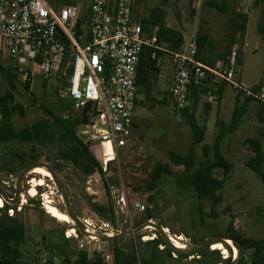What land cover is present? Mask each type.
<instances>
[{"label":"rangeland","instance_id":"1","mask_svg":"<svg viewBox=\"0 0 264 264\" xmlns=\"http://www.w3.org/2000/svg\"><path fill=\"white\" fill-rule=\"evenodd\" d=\"M57 1L58 6L78 4L82 11L87 10L89 5L82 0ZM238 2L135 0L133 10L138 21L159 16L165 26L177 31L185 41L207 35L205 60L218 69L222 67L226 70L229 67L228 56L238 50L239 66L235 80L249 88L257 85L264 88V36L258 31L260 22L264 24V1L251 0L248 11L244 12L250 16L244 36L231 29L232 21L237 15L243 14V11H238ZM245 43L248 47L243 49ZM0 62L11 68L8 60ZM168 63L171 64V59L164 54L158 62L159 71L153 79L149 96L145 89H140L135 115L136 128L129 147L119 152L112 162L105 165L100 146L88 142L78 128V136L90 143L96 152L109 187L99 173L86 176L71 161L65 160L62 148L57 144H0V190L9 200L16 197L20 174L32 165L45 170L50 167L62 187L60 191L52 176L41 178L30 172L21 181L18 202L12 204L5 201L0 194V199L5 203L0 208V221L7 211L9 217L18 218L25 226L26 243L22 247L24 263L75 264L80 252H86L88 259L92 260L101 256L100 248H105L114 253L117 249L135 253L141 260L153 259L155 264H252V250L239 248L230 240L237 249L234 256L233 248L225 241L230 239L229 225L232 222L235 232L242 236L264 240V184L246 167V162L254 154L244 144L248 138L261 137L264 125L259 116L260 108L256 102H251L240 128L223 141L222 152L234 169L228 176L221 170L215 172V176L225 183L220 191L224 201L212 211L210 201L199 200L192 188L179 186L185 169L174 166L170 161V152L183 156L190 153L194 131L186 116H177L171 110V81L166 69L162 72ZM14 73L15 103L21 105L25 112L24 117L14 114L16 130L50 119L47 110L62 118L74 116L75 111H72L69 102L58 98L54 79L43 81L37 76L29 82L19 73ZM26 84H29L28 88ZM223 85L225 92L221 103L216 93ZM8 89L7 81L0 76V95ZM236 96L232 87L220 80L213 82L208 95H202L196 105L194 98L189 101L190 112H194L199 126L205 131L203 143L194 148L197 168L203 160L202 146H213L215 142L217 120H231ZM158 164L170 165L172 175L162 176L155 183L153 170ZM34 179L43 185L38 184L36 196L31 197L28 192ZM123 193L131 209V218L122 215L118 209V201ZM47 198L68 216L66 199L69 209L79 220L91 224L90 234L82 235L70 218L69 224L49 214L45 208ZM134 203H141L145 210H132ZM148 225L152 229L145 231ZM142 226L143 229L136 232ZM71 229L75 233L70 234ZM67 234L71 237L67 238ZM154 236V240L143 241L144 237L150 239ZM171 236L182 237L180 242L185 248L177 250L169 245L166 238ZM207 240L210 243L202 244ZM216 244L222 251L212 249Z\"/></svg>","mask_w":264,"mask_h":264},{"label":"built area","instance_id":"2","mask_svg":"<svg viewBox=\"0 0 264 264\" xmlns=\"http://www.w3.org/2000/svg\"><path fill=\"white\" fill-rule=\"evenodd\" d=\"M134 2L90 0L87 10L82 11L78 4L58 6L57 0H0V60H8L26 81L37 76L43 81L54 79L58 98L69 102L76 112L86 111L87 121L80 129L88 142L100 146L105 165L127 149L132 139L138 68L145 48L152 50V58L163 53L171 59L169 93L175 115L180 116L188 107L193 86L221 80L241 99L256 102L264 120V88H249L235 80L238 50L228 56L226 70L199 60L196 40L185 41L179 50L172 51L159 43V28L144 32L134 17ZM250 4L251 0H239L238 11L244 14ZM118 209L131 218L124 193ZM133 209L142 212L145 206L134 203ZM82 224L89 235L91 224ZM100 251L102 264H118L114 251ZM131 264L144 263L136 256Z\"/></svg>","mask_w":264,"mask_h":264},{"label":"trees","instance_id":"3","mask_svg":"<svg viewBox=\"0 0 264 264\" xmlns=\"http://www.w3.org/2000/svg\"><path fill=\"white\" fill-rule=\"evenodd\" d=\"M89 4L90 0H82ZM264 1V0H263ZM74 4V3H67ZM249 16L247 14H239L231 23V29L235 33L244 35L247 31V24ZM145 33H152L155 28H159L158 39L159 43L166 46L172 51L179 50L185 43L182 35L177 31L165 26L160 17L153 16L150 19H142L140 21ZM259 33L264 36V24H260L258 28ZM234 35V34H233ZM232 36V35H231ZM234 38V36H233ZM232 38V42H233ZM198 45V59L202 62L212 66V63L205 60L203 53L208 44L207 35H199L197 40ZM231 45L228 47L230 49ZM164 54L159 53L157 58H152V50L145 48L141 56V61L138 68V86L140 89H145L149 96L152 87L153 79L156 72L159 71L158 62ZM13 67H5L0 62V76H2L8 83V90L6 93L0 95V144L12 146L19 143L37 142L40 144H57L62 148V156L65 160L71 161L73 165L80 168L84 175L91 176L99 173L107 187V179L103 172V168L99 163L96 152L90 143H86L78 136V128L87 121L86 111L74 112L70 104V108L75 113L69 118H62L48 112L50 119L42 120L31 127H26L16 130L13 122L15 113L25 116L24 108L15 103L14 91L16 90L15 73ZM212 81H204L203 84L193 86L190 92L189 101L194 98L195 105L199 102L202 95H208ZM29 84H26L28 88ZM261 88V86H256ZM225 91L224 85L218 90L219 101ZM252 99L247 98L242 102L239 96H236V103L232 113L231 120L226 123L224 121L216 122L218 134L216 136L213 146L204 144L202 146L203 160L199 167H196L197 161L194 155L195 146L202 144L204 141L205 131L199 126L194 112H190L187 107L182 116L188 118L189 124L194 131V140L192 148L187 156L180 155L176 152H170V161L176 167H183L185 169L184 177L178 182L179 186L192 188L199 200H208L212 203V211L214 208L224 201V197L220 191L224 188V180L215 176L218 170L223 171L225 176L230 175L234 169V165L224 156L222 152V144L228 135L234 134L241 126L244 117L247 115ZM138 105V102H137ZM69 107V106H68ZM260 119L264 120L261 116ZM136 128V125H135ZM260 138H248L245 140V146L249 147L254 156L246 162V167L252 170L258 179L264 184V151L263 138L264 130L260 133ZM101 153V152H100ZM172 175L171 166L166 164H158L153 170V181L159 182L162 176ZM4 202V201H3ZM5 205V203H4ZM2 205L1 208L4 206ZM8 206L6 205V210ZM229 237L232 239L237 247H245L253 251L252 264H264V240L249 239L233 228V222L229 225ZM26 243V232L24 224L18 218L9 217L7 211L0 221V264H26L22 260V247ZM115 258L118 264H131L136 261L135 253H126L123 250L117 249L115 251ZM144 264H155L153 259L143 258ZM75 264H102L100 257L97 259H88L86 252H80L78 260Z\"/></svg>","mask_w":264,"mask_h":264},{"label":"bare ground","instance_id":"4","mask_svg":"<svg viewBox=\"0 0 264 264\" xmlns=\"http://www.w3.org/2000/svg\"><path fill=\"white\" fill-rule=\"evenodd\" d=\"M32 173H34L36 175H39L41 178H51V174L47 170H45L44 168H36V169H34L32 171ZM38 184L43 185L42 182L38 183L37 180H35V179L32 180V187H31L30 191L28 192V195H30L31 197H35L36 196V194H37L36 186ZM2 205H4V202H3L2 199H0V208H1ZM45 208H46L47 212L49 214H51L53 217H55L56 219H58V221L64 222V223H69V224L71 223V220L69 219V217L65 213L61 212L57 207H55L52 204V202L50 201L49 198H47V202L45 204ZM151 229H152L151 225H148L147 226V230H151ZM165 232H167V229H165ZM73 233H75V230L74 229H71V233L70 234H73ZM181 239H182V237H174V238H172V236L170 237V240H171L172 244L176 248H178V249H184L185 246L180 242ZM145 240L150 241L151 238L150 239L147 238ZM225 242L230 247L233 248L234 254H235L234 256H236L237 249L235 248L233 242L230 241V240H226ZM225 258H227V257H225Z\"/></svg>","mask_w":264,"mask_h":264},{"label":"water","instance_id":"5","mask_svg":"<svg viewBox=\"0 0 264 264\" xmlns=\"http://www.w3.org/2000/svg\"><path fill=\"white\" fill-rule=\"evenodd\" d=\"M36 168H39V166L37 165H32V166H29L27 167L19 176L18 178V182H17V192H16V197L14 200H9L6 195L3 193L2 190H0V194L2 196V198L5 200V201H9V202H12V204L18 202L20 200V197H21V190H20V184H21V181L22 179L30 172H32L34 169ZM47 171L51 174L52 178L55 180L58 188L60 191H62V187L59 183V181L57 180V178L55 177V174L53 172V170L50 168V167H47ZM65 205L67 207V210H68V216L69 218L74 222L76 228L78 229V231L82 234V235H88L86 232H85V228L82 224V222L79 220V218L69 209V205L65 199ZM144 226L140 227L139 229L136 230V232L140 231L141 229H143ZM166 238V237H165ZM229 240H232V239H229ZM166 242L171 245L172 247L176 248L170 238H166ZM206 243H210V240H207V241H204L202 244H206ZM177 250H179L178 248H176Z\"/></svg>","mask_w":264,"mask_h":264},{"label":"crops","instance_id":"6","mask_svg":"<svg viewBox=\"0 0 264 264\" xmlns=\"http://www.w3.org/2000/svg\"><path fill=\"white\" fill-rule=\"evenodd\" d=\"M249 18H250V16H249ZM249 22V21H248ZM260 24H261V22H260ZM260 24H259V26H260ZM247 26H248V24H247ZM247 32V31H246ZM246 34V33H245ZM244 34V35H245ZM243 35V36H244ZM244 47H248V44L247 43H245V44H243V49H244ZM203 56H204V53H203ZM204 58H205V56H204ZM206 59V58H205ZM206 61H208V60H206ZM166 69V72L168 73V76H169V78H170V81L172 82V72H173V66H172V64H169L168 63V65L166 66L165 65V67L162 69V72H164V70ZM171 85V84H170ZM257 86H259V85H257ZM225 92V91H224ZM224 94V93H223ZM222 99H223V95H222V97H221V103H222ZM220 103V104H221ZM236 103V102H235ZM234 110V109H233ZM224 121V120H223ZM225 122V121H224ZM226 123H228V122H226ZM229 136V135H228ZM225 140V139H224ZM263 146H264V143H263ZM263 151H264V148H263Z\"/></svg>","mask_w":264,"mask_h":264},{"label":"flooded vegetation","instance_id":"7","mask_svg":"<svg viewBox=\"0 0 264 264\" xmlns=\"http://www.w3.org/2000/svg\"><path fill=\"white\" fill-rule=\"evenodd\" d=\"M32 173V172H31ZM32 174H34V173H32ZM223 245V244H222ZM212 249L213 250H221L220 248H219V246H218V244H216V245H213L212 246ZM222 251V250H221ZM227 252V251H226ZM224 255H228L229 254V252H228V254H226V253H223Z\"/></svg>","mask_w":264,"mask_h":264}]
</instances>
